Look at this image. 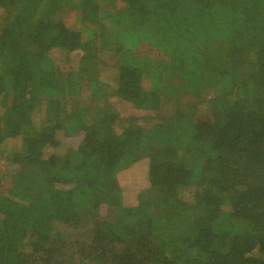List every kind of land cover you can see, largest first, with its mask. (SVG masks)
Listing matches in <instances>:
<instances>
[{
    "label": "trees",
    "instance_id": "obj_1",
    "mask_svg": "<svg viewBox=\"0 0 264 264\" xmlns=\"http://www.w3.org/2000/svg\"><path fill=\"white\" fill-rule=\"evenodd\" d=\"M0 106V264H264V0H0Z\"/></svg>",
    "mask_w": 264,
    "mask_h": 264
},
{
    "label": "rangeland",
    "instance_id": "obj_2",
    "mask_svg": "<svg viewBox=\"0 0 264 264\" xmlns=\"http://www.w3.org/2000/svg\"><path fill=\"white\" fill-rule=\"evenodd\" d=\"M108 7V6H107ZM73 13H69L67 15V19H69L70 16H72ZM69 16V17H68ZM70 20V19H69ZM115 59L113 58H103L102 64H101V71H100V78L107 82V83H113V76L115 74V67H112L113 63H115ZM72 62L76 60V54H71ZM75 65V63H74ZM123 115L128 114H134L133 112H136L133 110L131 105L129 104H121L120 107ZM2 111V107L0 106V112ZM14 141L8 140V142L5 144L6 147L13 146ZM49 151V150H48ZM47 151V152H48ZM147 159L142 158L138 160L137 162L133 163L128 168L122 169L116 173V177L118 179L119 185L121 187V196H122V203H131L132 201L136 200V195L148 188L149 182H148V175H147ZM103 209H101L102 211Z\"/></svg>",
    "mask_w": 264,
    "mask_h": 264
}]
</instances>
